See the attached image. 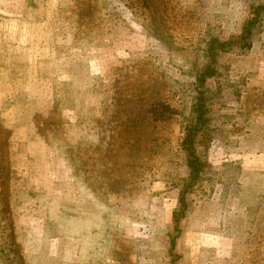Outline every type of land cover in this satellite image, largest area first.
Listing matches in <instances>:
<instances>
[{"label": "rangeland", "instance_id": "1", "mask_svg": "<svg viewBox=\"0 0 264 264\" xmlns=\"http://www.w3.org/2000/svg\"><path fill=\"white\" fill-rule=\"evenodd\" d=\"M0 264H264V0H0Z\"/></svg>", "mask_w": 264, "mask_h": 264}, {"label": "trees", "instance_id": "2", "mask_svg": "<svg viewBox=\"0 0 264 264\" xmlns=\"http://www.w3.org/2000/svg\"><path fill=\"white\" fill-rule=\"evenodd\" d=\"M258 10V9H257ZM256 10V11H257ZM254 20H249L245 23L243 26V29L241 31V35L239 37V42L235 44L233 41H225V42H217L211 40L210 45L207 49V57L213 61L214 51L217 52H225L228 51L230 48H235L237 50L247 49L249 47V40L247 38L250 36L252 25L254 24ZM215 46V50L211 47ZM210 78L212 77V71L209 70L208 66H205L201 68L200 72L194 75V80L198 84V87H201L204 81V78ZM202 93L198 92L197 96L194 98V106L192 109V117L191 121L190 118L186 120L187 125L183 128L184 134L181 140V148L184 150L186 154V168L189 171V178L193 180L195 177H197L198 173L200 172V169L202 168L201 165L197 162L196 158L193 156V147H194V137H193V131L196 129H199L201 124L203 125L205 120H203V106H202Z\"/></svg>", "mask_w": 264, "mask_h": 264}]
</instances>
